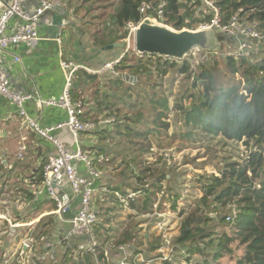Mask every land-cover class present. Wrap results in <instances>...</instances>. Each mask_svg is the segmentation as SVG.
<instances>
[{
  "label": "trees",
  "instance_id": "16d2710c",
  "mask_svg": "<svg viewBox=\"0 0 264 264\" xmlns=\"http://www.w3.org/2000/svg\"><path fill=\"white\" fill-rule=\"evenodd\" d=\"M81 1L83 4H92L102 0ZM113 1L118 2L114 22L119 33L115 41L110 40L113 34L94 35L95 47L124 43L128 35L127 24H138L142 18L139 11L143 3L150 4L153 10L164 3L166 24L177 32L184 27L196 31L198 25L213 19L214 12L207 1L220 11L223 24L231 22L238 15L242 24L264 34V0H106V3ZM149 13L153 14V11ZM221 34L216 38L221 47L225 42L229 46L236 44L235 39ZM154 57V61L146 64L144 55L138 57L136 54H126L116 66L114 73H129L139 79L138 85L129 86L125 91V102L130 111H136V118L130 115L120 118V112L112 111L106 117H115V122L92 133L98 143L88 150L95 153V167L103 173L110 162L107 147L118 138L122 143L127 142L129 153L124 156L127 163L122 164L126 169L119 174L122 177L120 182L116 181L115 175L119 170L116 167L97 186L101 191H107L105 195H111L117 205L115 207L129 210L126 220L117 232L112 227L114 217L108 210L99 209L100 203L95 200L94 208L98 212V221L93 227L98 242L96 251L77 250L78 245L90 241L88 237L63 238L60 247L63 253L53 252L50 264H114L111 262L114 259L117 264L124 257L127 264H136L137 256L144 253L147 261L140 264H172L173 261L166 258L164 253L170 239L162 232L158 235L149 230L146 237L151 242L146 240V245H143L139 229L150 219H158L159 214H167L168 209L177 214L180 222V234L171 240V245L175 244L176 252L186 250V264H191L195 257L201 259L198 264H264V49H257L249 57L237 59L222 55L225 64L210 59L196 73L191 71L186 61L162 64L160 57ZM167 64L170 67H166ZM220 65H224L226 70L222 76L217 75ZM153 66L162 77L175 69L192 82L190 88L175 102L174 110L185 123L184 128L177 133H170V108L165 95L149 97L142 92L146 87L143 78L150 77ZM105 75L86 71L75 73L72 100L83 104L85 120L97 122L105 116L111 98V93H108L104 100H96L101 112L98 117L94 112L98 109L95 110L90 98H86L88 86H96L95 90L99 92L102 77L108 80L104 87L111 85L122 88L127 84L122 75L116 79L113 75ZM100 93L96 98L101 97ZM136 97L139 101L135 100ZM217 139H221L224 144L242 143L248 155L240 162L227 155L220 163L223 165L217 167V173H195L189 181L192 194L186 196L182 186L191 172L179 171L188 162L179 168L177 163H169L166 154L174 149L176 141L182 143L178 147L180 150L184 142L195 144V141H206L209 144ZM104 155L108 161H105ZM126 170H130L129 173H123ZM170 172H174V176ZM182 201L186 204L181 205ZM156 222L163 223L159 219ZM9 232L8 228L10 237L12 235ZM42 235L38 236L35 244L47 239ZM4 237L1 239L0 264H44L48 259L41 261L48 252L44 246L40 253L42 258L34 256L29 263L24 262L23 256L16 257L12 251L2 250V241L12 240ZM13 238L18 240L14 235ZM6 244L5 248L10 242L7 240Z\"/></svg>",
  "mask_w": 264,
  "mask_h": 264
},
{
  "label": "crops",
  "instance_id": "0c3cea01",
  "mask_svg": "<svg viewBox=\"0 0 264 264\" xmlns=\"http://www.w3.org/2000/svg\"><path fill=\"white\" fill-rule=\"evenodd\" d=\"M61 1L63 5L58 10L46 13L41 19L39 34L43 39L36 48L28 50L21 45L9 49L2 55L5 60V71L11 80V89L19 95L31 97L26 104V110L41 129L56 127L68 119V113L64 108L40 104L42 101H60L64 95L68 85L67 72L73 69L65 70L63 63L77 67L75 72L87 73L88 71L96 73L103 70L107 64H114L112 69H107L109 72H106V75H113L112 77L116 79L123 74L114 73V70L126 56L125 48L107 51L105 47L92 46L94 35H104L89 30L94 23L97 25L93 15H89L90 17L82 15L81 11L92 4H83L81 0ZM9 2L10 0H0V14ZM39 4L40 0H26L24 11L31 13ZM95 5L93 10L100 8L99 10L108 12L106 0ZM117 8L118 2L113 1L108 6L110 15L104 13V16H110L107 23L111 24L110 26H116L114 17ZM57 15H61L63 21L68 23L63 25L60 38L56 35L52 22ZM16 23L17 21L11 23L12 28ZM110 34H113L110 40L115 41L113 37H116L117 33L114 35L109 32L108 35ZM241 39L247 46L255 44L251 39L244 37ZM239 40L237 39L236 44L231 47L236 49ZM249 53L254 54L255 51L251 50ZM16 58H20L21 61L16 62ZM89 88L90 86L86 88L85 93L90 92L87 91ZM52 133L53 137L64 144L70 152H76L78 149L89 152L88 150L96 146L97 139L92 133H82L79 142H76L67 128ZM22 151L25 154L21 158ZM55 154L53 144L29 128L20 118L17 107L0 96V222L3 225L0 230V246L8 228L17 241L30 240L32 246L39 235H45L44 237L49 239L47 243L52 245L51 249H47L50 252H58L62 239H67L69 222L78 213L79 201L74 199L71 212L62 218L57 214L51 199L47 196L37 199L35 196V190L43 179L44 164L49 156ZM79 171L85 172L81 166ZM99 184L100 182L97 186ZM62 191L73 195L69 187H64Z\"/></svg>",
  "mask_w": 264,
  "mask_h": 264
},
{
  "label": "built area",
  "instance_id": "2783aa9c",
  "mask_svg": "<svg viewBox=\"0 0 264 264\" xmlns=\"http://www.w3.org/2000/svg\"><path fill=\"white\" fill-rule=\"evenodd\" d=\"M25 2L26 0H10L0 14V96L5 97L17 107L20 118L24 120L29 128L35 133H38L42 138L44 137L49 140L55 147L56 154L49 156L44 164L43 180L35 190L36 198L47 196L51 199L55 204L57 214L62 218L71 212L72 203L74 199H77L79 201L78 213L69 222L70 229L67 238L88 237L90 241L78 245L77 250L80 252L88 251L94 253L96 251L95 248L98 247L93 230L94 225L98 221V212L94 208V201L98 193L97 184L102 180V172L95 167L91 153L82 149H78L76 152H70L64 144L53 137L52 132L67 128L74 136L76 142H79L82 133H93L98 129L106 128L114 123L115 119L101 118L97 122L83 119V115H85L84 106L82 103L73 102L71 93L72 80L75 77L77 67H73L72 64L67 63H63L64 69L69 70L72 68L73 70L67 72L68 85L63 93L64 95L60 101H42L40 104L64 108L66 113H68V119L56 127L41 129L38 123L30 117L26 110V104L31 100V97L24 94L19 95L11 89V80L5 71V60L2 55L7 53L9 49L21 47V45L25 46L28 50L36 48L41 39H43L39 34L41 19L46 13L58 10L63 3L61 0H40V4L35 11L26 13L23 8ZM206 3L214 12V17L209 23L200 24L197 31H218L236 41L240 39V43L236 49L228 46V52L226 51L222 54L224 57H234L236 59L244 56L249 57L251 55L249 51L254 50L256 52L257 49H264L263 33L255 30L254 27L242 24L238 15L231 22L223 24L220 11L215 8L213 3L207 1ZM164 6L165 4L163 3L153 10L150 4L143 3L141 5L139 11L142 17L141 20L138 24L128 23L126 27L128 33L124 42L126 54H130L129 52L131 51L141 56V54L136 53L135 38L138 28L146 20H150L153 25L165 26L172 29L166 24ZM150 10L153 11V14L149 13ZM13 21H17L14 28L11 26ZM241 37L251 39L255 44L247 46L243 43ZM217 54L219 53L204 52L203 54L200 53L195 60L185 58L181 61L168 57H159L161 58L162 64L186 61L191 71L196 73L201 65L210 61L209 56L211 57ZM20 61V58H16V62ZM113 66L114 64H107L100 71L112 69ZM99 72L94 73L88 71V73L92 74H100ZM24 154V152L21 153L20 157H24ZM79 166L83 167L85 172H80ZM64 187H69L73 195L71 196L63 192ZM51 246L48 243L46 247L47 249H51ZM49 253L50 251L47 252V255ZM117 264H127L126 257Z\"/></svg>",
  "mask_w": 264,
  "mask_h": 264
},
{
  "label": "rangeland",
  "instance_id": "374dc122",
  "mask_svg": "<svg viewBox=\"0 0 264 264\" xmlns=\"http://www.w3.org/2000/svg\"><path fill=\"white\" fill-rule=\"evenodd\" d=\"M101 4V3H100ZM99 4V5H100ZM107 6L111 5L110 3H106ZM96 7L95 3H92V6L87 7L86 10L81 11L83 17H87V16H94V20L97 21V25H95V23L93 24V26L89 29L92 31H94V33H100V34H107L109 32L114 33V35L117 33H119L118 29H115L114 25L110 26L111 24H107L109 21L108 19L110 18V16H104V13L108 14L109 13V9L108 7L106 8V11H102L99 9L94 8ZM102 8V7H101ZM96 11V12H95ZM95 12V13H94ZM110 15V14H108ZM89 16V17H90ZM106 17V18H105ZM200 25H198L195 30L197 31V29L199 28ZM170 28H172L170 26ZM173 29V28H172ZM183 30H188L187 27H184ZM96 31V32H95ZM116 32V33H115ZM214 34V39H215V44L218 45L217 50L220 49L218 51L219 54L217 55H212L211 57L209 56L210 59H212L213 61L218 62V64H225V60L222 57L223 52H228L227 46L229 45V43L227 44V42L222 43L224 45L218 44L216 41H218L216 38H218V35L221 34V32H212ZM223 35V34H221ZM112 37V36H111ZM116 38V37H113ZM126 40V39H125ZM124 40V42H125ZM94 47V45H92ZM217 50H215L217 52ZM205 51H202L200 49H195L193 50L188 56H186L185 58H189L190 60H195L196 57H198L201 54H203ZM130 56L135 54L132 53L131 51L129 52ZM215 53V52H213ZM138 56V55H137ZM139 57V56H138ZM133 58V57H132ZM227 58V57H225ZM155 57L150 58L149 56H145L144 58V63L148 64L149 61H154ZM184 60V59H183ZM177 61H181V60H177ZM216 64V65H218ZM166 67H170L169 64H167ZM224 65H220V67L218 68V72L217 75L222 76L224 74ZM152 70V74L150 75V77L148 78H143V83L145 84V89L142 91L144 92L146 95H148L149 97H153L155 96H160L161 94L165 95V97L168 100L169 103V108H170V113H169V124L171 125V132L170 133H177L179 132L182 128H184L185 123L182 121V118H180V116H178L179 114H177L174 110V108L176 107L175 102L184 95V93L186 92V90L188 88H190L192 82L189 81L187 79L186 75H181L180 73H178V71L174 70H169L168 74L166 76H163L156 71L155 66H153L151 68ZM108 71V70H106ZM106 71H98L100 74H96V75H105L107 73H105ZM95 75V74H94ZM128 75H130L128 73ZM107 76V75H105ZM131 76V75H130ZM105 78L102 77V80L100 82L101 84V90L98 92L95 90V88H97L96 86H92V88L90 87L89 90L90 92H87V97H89L90 99V103H94L92 104V106H94V109H98V105L96 104V100L97 101H101L104 100L105 95L108 93H111L110 96V101H108L109 104V110L106 111L107 113L105 114V116H102L101 118H105V119H115V117H106L108 116L110 113H112V111L115 112H120V118H123L124 116L127 117V115L130 117H135L134 113H136V111H130V109L128 108L127 103L125 102V95H126V90L128 89L129 86L133 87L138 85L139 83H128L124 85V87H117V86H113L111 87V85H105L106 87H104V84L108 83V80H104ZM125 89V90H124ZM102 92V95L101 93ZM101 95V97H97V94ZM99 96V95H98ZM162 96V95H161ZM136 101H139L137 99V97L135 98ZM111 106V107H110ZM96 112V115H98V117H100L99 114H101L100 110L98 109ZM116 115V114H115ZM100 118V119H101ZM138 126H136L137 128ZM141 129V128H140ZM124 141H126V139H123ZM98 143V139L96 141V144ZM175 143L176 146L174 147V149L172 151H169L167 155V158H169V163L173 162L177 163L179 165V168L182 166V164H184L185 162H188V164L186 166H182L181 167V172H184L185 170H189L191 173H189V176L186 177L187 181L184 182L185 184L182 186L184 187L183 189V193L188 196L189 194H192V189L190 188V184L189 181H191V177L193 178L195 173H201V172H207L209 174L212 173H217V167L219 165H223L220 164L224 157H228L227 155L231 156L234 160L239 161L241 159H244L247 155H248V150L247 148L244 147V145L242 143L239 144H235V143H226L224 144L223 141H221V139H217L215 141H211V143L208 144V142H200L198 143L197 141H195V144H188L185 143L182 145V149H178L179 146H181L182 143H180L179 141H176ZM107 151L109 154V159L110 162L108 163V166L106 167V170H103L104 172L102 173V179H106L108 178V176H110V172L112 169H116V167H119L118 169V173L117 175V182H120V180L122 179V177L120 178L119 174L125 170V166L122 164L127 163V161H125L124 156H126L129 151L127 149V142L122 143V141H119V138L116 139V141L114 143H111L109 145V147H107ZM105 156V155H104ZM172 156L174 157V159L172 158ZM91 157H95V153H91ZM105 161H108V157H104ZM156 158V157H154ZM94 159V158H93ZM157 159V158H156ZM172 159V161H171ZM195 159V161H194ZM103 160V155L101 156V161ZM104 161V162H105ZM175 166V165H174ZM122 167V169L120 170V168ZM176 169V168H174ZM130 170H126V172L123 173H129ZM175 172H177V174L179 173L178 171L175 170ZM171 174H173L174 176V172H170ZM179 173V174H180ZM176 174V175H177ZM105 181V180H104ZM179 181V180H178ZM182 183V182H181ZM98 193L96 196V201H99L100 206L99 209L102 208V210L104 211H109L110 215L114 217V221H113V228H115L114 230H117V232L119 231V227L121 226V224L126 220V216L127 213L129 212V210H127L125 207L121 210L115 206H117L114 203V200L111 198V195H105L106 194V190L101 191L100 188H98ZM185 205L186 202L182 201L181 205ZM167 214H163V216L161 214H159L157 216V218L159 220H162L163 223L161 224V222H156L158 221V219H150L149 222L143 223L142 226H140L139 229H141V233H140V238H142V244L146 245V240H147V235L149 234V230H151L152 232H156L158 235L162 233L165 234V237L167 239H170V241L167 243V249L164 252L166 258L172 260V264H186L185 262V258L188 257V254L186 252V250H179V252H176L174 249L175 244L171 245V240H174L177 236H179L180 232H179V220L177 219V214H175L174 212H171L169 209L166 212ZM2 223L0 222V230L2 229ZM150 231V232H151ZM8 230H6V235L4 238H12V240L10 241V239H4L2 241V246L3 249L2 250H10L12 252L15 253L16 257L18 255H21L24 257V259L22 261L29 263L30 259H32L34 256H38L40 258H42L41 256V252L42 249L44 248V246H47V242H48V238L42 239L41 241H38L33 246L31 245L32 243L30 242V240H25V241H15V239L13 238V236H8ZM10 233V232H9ZM10 235H13V233ZM7 240L8 242H10V247L7 246V248H5V246L7 245ZM148 242H151L150 239L147 240ZM27 246V247H26ZM26 247L25 250H23V248ZM5 248V249H4ZM166 248V246H165ZM6 251V252H10V251ZM149 251L151 252V249H149ZM58 252L63 253L62 250H58ZM128 252V251H126ZM2 251L0 250V255H1ZM53 252H50L49 255L46 254L45 258H42L41 261H45L47 258V260L45 261L44 264H50V257L52 256ZM146 253L139 254L137 256V262L136 264H140L143 263L144 261H147V257L145 255ZM25 255V256H24ZM176 256V257H175ZM175 257V258H174ZM15 258V256H14ZM201 261L200 258L195 257L192 261L191 264H198ZM114 264L117 262V260H113L111 261ZM149 264V263H148Z\"/></svg>",
  "mask_w": 264,
  "mask_h": 264
},
{
  "label": "water",
  "instance_id": "95a60500",
  "mask_svg": "<svg viewBox=\"0 0 264 264\" xmlns=\"http://www.w3.org/2000/svg\"><path fill=\"white\" fill-rule=\"evenodd\" d=\"M52 22L55 33L59 35L60 38L63 25L65 26L68 23L63 21L61 15L54 17ZM136 33V53L144 56H161L174 60H183L195 49L213 53L216 52L215 50H217L218 47V45L214 43L215 39L212 31L181 30L177 32L165 26L153 25L150 20H146L142 23ZM119 47L125 48V43L106 46L104 49L111 51ZM122 78L125 82L131 84L139 81V79H135L126 73L122 75ZM26 247H24V250Z\"/></svg>",
  "mask_w": 264,
  "mask_h": 264
}]
</instances>
